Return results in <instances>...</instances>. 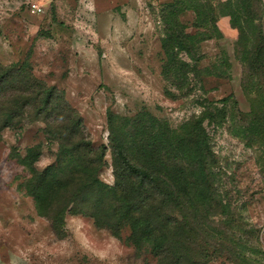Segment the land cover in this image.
<instances>
[{"label": "rangeland", "instance_id": "1", "mask_svg": "<svg viewBox=\"0 0 264 264\" xmlns=\"http://www.w3.org/2000/svg\"><path fill=\"white\" fill-rule=\"evenodd\" d=\"M195 1L196 9L190 0H0V264H156L124 242L126 227L115 236L71 203L61 221L36 213L22 187L30 174L18 158L38 147L31 166L55 164L59 140L49 128L61 130L34 119L28 102L38 84L53 87L57 103L81 118L83 138L105 146L97 176L107 185L109 128L127 142L141 126L176 144L195 137L183 126L201 118L196 129L215 157V186L232 218L223 223L224 215L200 210L199 223L213 237L203 243L195 231V246L215 256L207 264H264V70L252 76L243 59L259 40L237 45L233 18L220 15L225 0ZM29 2L42 10L31 14ZM167 2L181 8L176 19L183 31L196 35L177 51L186 64L180 69L167 66L161 48L160 10ZM257 7L264 37L263 2ZM254 53L264 65V53ZM9 108L19 113L7 120ZM214 238L217 251L209 246Z\"/></svg>", "mask_w": 264, "mask_h": 264}, {"label": "trees", "instance_id": "2", "mask_svg": "<svg viewBox=\"0 0 264 264\" xmlns=\"http://www.w3.org/2000/svg\"><path fill=\"white\" fill-rule=\"evenodd\" d=\"M189 4L195 9L200 6L195 0H190ZM222 4L226 10L220 15L230 16L235 23L237 45L243 48L249 39L259 40L253 49L245 51L243 59L251 62L252 76L262 72L264 65L254 53H264L259 20L262 9L257 7L262 1L225 0ZM161 7V48L167 56V66L180 69L186 64L177 58V51L184 49L190 39L193 43L196 35L184 32V26L178 24L176 16L181 8L173 7L170 2ZM257 10L258 25L254 26ZM200 13L203 14L199 10L197 14ZM206 13L211 15V11ZM209 21L215 28V16H210ZM241 21L246 24V33ZM32 93V101L28 103L34 119H41L47 127L61 129L49 128V133L59 140L55 164L36 171L31 164L40 153L38 147L30 148L27 156L18 158L19 164L30 174L22 187L32 197L38 215L52 222L61 221L63 211L71 203L81 209L77 213L89 216L95 226L106 228L115 236L126 227L129 233L124 242L137 252L150 253L156 264H207L215 258L206 248L195 246V231L202 235L203 243L211 236L199 223L205 219L200 210L205 215H224L227 220L223 223L232 217L224 210L225 202L222 203L215 186L212 171L215 157L205 144L204 134L201 137L196 129L201 118H191L183 126V131L195 137L176 144L169 138L158 137L162 132L146 134L141 126L135 140L127 142L109 128L107 138L113 181L107 185L97 176L98 170L105 165V146L93 147L83 138L81 118L73 109L57 103L59 95L53 87L38 84ZM13 111L9 108L7 120L19 113ZM138 124L134 125L138 127ZM164 132L170 133L167 128ZM53 228L57 227L53 225ZM220 245L216 238L212 245L209 244L215 251ZM191 247H197L195 253Z\"/></svg>", "mask_w": 264, "mask_h": 264}, {"label": "built area", "instance_id": "3", "mask_svg": "<svg viewBox=\"0 0 264 264\" xmlns=\"http://www.w3.org/2000/svg\"><path fill=\"white\" fill-rule=\"evenodd\" d=\"M28 10L31 14L38 13L42 10V4H40L39 2H29Z\"/></svg>", "mask_w": 264, "mask_h": 264}, {"label": "crops", "instance_id": "4", "mask_svg": "<svg viewBox=\"0 0 264 264\" xmlns=\"http://www.w3.org/2000/svg\"><path fill=\"white\" fill-rule=\"evenodd\" d=\"M262 2H263V4H264V0H261Z\"/></svg>", "mask_w": 264, "mask_h": 264}]
</instances>
